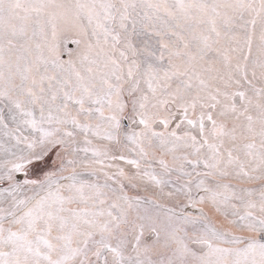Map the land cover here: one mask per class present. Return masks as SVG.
<instances>
[{"label": "snow or ice", "instance_id": "snow-or-ice-1", "mask_svg": "<svg viewBox=\"0 0 264 264\" xmlns=\"http://www.w3.org/2000/svg\"><path fill=\"white\" fill-rule=\"evenodd\" d=\"M0 264H264V0H0Z\"/></svg>", "mask_w": 264, "mask_h": 264}]
</instances>
